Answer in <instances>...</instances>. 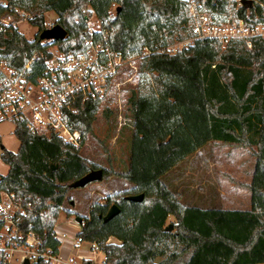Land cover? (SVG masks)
<instances>
[{
  "label": "trees",
  "instance_id": "1",
  "mask_svg": "<svg viewBox=\"0 0 264 264\" xmlns=\"http://www.w3.org/2000/svg\"><path fill=\"white\" fill-rule=\"evenodd\" d=\"M3 1L0 17L19 8L39 27L33 39L14 26L8 27L6 39L0 38V58L16 70L23 71L36 55L26 71L32 80L45 71L54 45L66 53L80 52L92 41L121 51L125 58L142 57L139 85L128 97L130 113L124 122L132 128L124 170L101 166L82 152L88 135L95 136L97 99L82 103L80 98L77 112L67 111L68 126L81 132L79 147L54 132L40 135L22 122L16 125L20 147L13 152L2 145L0 156L9 170L0 177V191H16L32 204L21 225L37 231L44 248L58 252L61 242L54 228L61 212L73 214L65 208V202L73 200L69 191L85 175L101 169L103 180L117 177L131 184L104 203H94L89 215L81 217L78 235L99 243L105 264H264V37H253L251 47L232 40L222 48L216 40L203 39L176 54L142 56L145 47L155 50L194 36L186 0ZM201 2L217 22L229 20L232 6L236 19L264 25V0L239 7L236 0ZM49 11L67 31L65 39L40 38ZM90 15L101 22L100 30L91 31ZM106 111L108 116L113 113ZM117 115L106 138L114 136ZM125 132L122 127L117 139ZM208 144L244 148L254 158L250 179L238 181L250 190L249 209L186 205L163 181L166 173ZM141 193L142 201L127 198ZM113 204L120 212L105 221ZM171 216L175 221L167 224ZM113 237L117 242L110 241Z\"/></svg>",
  "mask_w": 264,
  "mask_h": 264
},
{
  "label": "built area",
  "instance_id": "2",
  "mask_svg": "<svg viewBox=\"0 0 264 264\" xmlns=\"http://www.w3.org/2000/svg\"><path fill=\"white\" fill-rule=\"evenodd\" d=\"M186 1L193 19L194 36L168 46L156 47L155 50L145 47L144 56L153 52L176 54L196 40L203 39L216 40L222 48L232 40L245 41L251 47L253 37H264L263 24L252 25L245 18L220 23L203 10L201 0ZM236 1L242 6L241 0ZM0 3L5 4L4 1ZM31 19L32 15L19 9L1 16L0 38L6 39L9 26L16 27L20 22ZM44 26L51 28L54 23L44 21ZM56 51H51L52 57L46 60L45 71L36 80H32L26 72L36 60V55L31 57L23 71L12 68L6 60L0 58V122L11 120L15 125L22 122L29 131L40 135L54 132L66 142L79 147L82 142L81 132L71 130L66 119L67 111L77 109V100L70 103L69 100L74 99L78 93L83 94L82 103L97 99L99 94L104 96L108 79L117 73L119 67L126 63L131 65L133 59H125L121 51L107 48L106 51H99L98 57L88 65L79 67L78 62L86 59L84 54L65 53L58 48ZM101 53L105 54L104 60ZM100 60L105 62L104 69L96 74L93 68L102 64ZM78 76H81L84 83L77 82ZM96 77L101 78L99 86L94 85ZM31 211L32 204L25 202L16 191H0V264H26L27 260L29 264L41 261L44 264H90V261L95 260L96 250L102 251L97 241H86L79 235L74 239L73 252L67 259L61 256V245L58 252L44 248V241L38 232L21 225L23 218ZM54 233V237L62 244L56 226ZM73 253L84 263L78 262Z\"/></svg>",
  "mask_w": 264,
  "mask_h": 264
},
{
  "label": "rangeland",
  "instance_id": "3",
  "mask_svg": "<svg viewBox=\"0 0 264 264\" xmlns=\"http://www.w3.org/2000/svg\"><path fill=\"white\" fill-rule=\"evenodd\" d=\"M238 4L239 3L237 2L236 6H239ZM116 7L117 4H113L111 8V16L115 15ZM230 8L231 14L229 15V20L231 19L232 21L235 20V9H233L234 7L232 6ZM204 11L209 13L206 10ZM87 13L89 14V12ZM44 16V21L54 23V25H56L57 15L53 11L46 12ZM90 16L91 17L88 23L91 31L100 30L101 22L95 15ZM250 17L251 13L249 10L247 12V18ZM16 27H18L19 31L28 39H33L39 32V27L33 25L30 20H24L16 25ZM43 41L51 42L53 40L45 39ZM177 42L179 41H175L174 43ZM57 48L60 49L59 46L54 45L50 48V50L56 51ZM107 48L112 49L110 46L104 47L102 43H94L90 41V44H88L86 49L73 53H82L86 56V59L78 62L79 67H84L85 65H88L92 59L98 57L99 51H106ZM100 55L104 60L105 54L101 53ZM142 56H144V54H142ZM125 59H133L132 64L130 65L129 63H126L122 67H119L117 73L108 79L106 85L107 90L104 96H102L103 94H99L96 97L97 100L100 101V110L94 122L95 136L88 135L86 143L82 145V152L84 155L90 157L101 166L107 168L112 167L117 171L124 170L128 165L129 153L127 134L129 135V133H131L132 128L131 124L128 123L125 125L124 122H127L129 117L128 115L130 113L128 110V97L131 94V90L136 89L139 85L141 73L140 65L142 62V57L139 56ZM101 63V65H96L93 68L94 73L100 74L101 70L104 69L103 65L105 62L101 61ZM133 65L135 67H133ZM100 79V77L95 78V86L100 85ZM77 80V82L84 83L81 76H78ZM82 97L83 94L78 93L74 99L71 98L69 100V103L70 101L79 100ZM106 108L111 109L113 113L108 116ZM76 110L77 109H75V111ZM115 112L118 114L116 117V122L118 124L115 128L114 136L109 139L106 138V135L115 123V119L113 118ZM66 119L68 121V113L66 114ZM15 127V123L11 120L0 122V153L2 151V145L13 152L18 151L20 141L14 133ZM122 127L124 132L126 131V134H123V136L121 133L120 138L117 139L119 131ZM198 151L199 153H195L192 157H190L188 160L189 162L187 161L183 163V165H181L173 174L174 177L169 184L171 187L170 189L173 192L180 193L182 195V200L186 205H195L202 208L217 207L249 209L251 206L250 190L242 188L238 182L248 181L253 173L255 160L249 151L244 148L220 144H208ZM8 170L9 165L0 158V177L5 176L8 173ZM129 187H131L130 183L124 181L123 179L113 177L111 179L89 183L85 187H76L71 189L69 191V198L73 200L72 202L67 200L65 202V208L72 211L73 214L71 216L68 215L67 210L61 212L56 224V228L59 232L62 231L67 234V240H64V242L66 241L65 243L62 242L63 248H61V250L65 248V244H70L72 248L74 239L78 235V231L74 232L73 228H71V231L67 230L69 229L67 228L68 222H74L81 228V223L77 221V217L88 216L90 208L94 203L98 201L104 203L105 199L110 194L117 193ZM174 221V217L171 216L169 217L167 224ZM110 241L117 242L114 237L111 238ZM70 246L68 248L69 250ZM96 252L97 254L95 255L93 264H105V253L100 250H96ZM73 255H75L78 262L84 263V261L76 256V253H73Z\"/></svg>",
  "mask_w": 264,
  "mask_h": 264
},
{
  "label": "water",
  "instance_id": "4",
  "mask_svg": "<svg viewBox=\"0 0 264 264\" xmlns=\"http://www.w3.org/2000/svg\"><path fill=\"white\" fill-rule=\"evenodd\" d=\"M241 2L243 4H247L252 6L254 0H241ZM68 36L67 31L59 24H56L55 26H53L52 28L49 29H45L44 31H42V33L40 34V38L42 40H53V41H58V40H63ZM53 168H56L57 165H52ZM103 180V172L101 169H95L93 171H91L90 173H88L87 175H85L83 178H81L80 180H78L74 185L76 187H85L87 186L89 183L95 182V181H101ZM129 200L132 201H142L144 198V194H137V195H129L127 197ZM120 212V208L117 204H113L108 213L106 214V216L104 217V220L107 221L109 219H112L114 216H116L118 213ZM77 221L79 223H82V218L81 217H77ZM26 264H29V260L26 261Z\"/></svg>",
  "mask_w": 264,
  "mask_h": 264
},
{
  "label": "crops",
  "instance_id": "5",
  "mask_svg": "<svg viewBox=\"0 0 264 264\" xmlns=\"http://www.w3.org/2000/svg\"><path fill=\"white\" fill-rule=\"evenodd\" d=\"M200 150V149H199ZM196 153H199V151H197ZM194 155V154H193ZM193 155H191L190 157H192ZM189 157V158H190ZM189 158H187L186 160H184L180 165H178L176 168H174V169H172V170H170L168 173H166L164 176H163V181L165 182V184L169 187V188H171L170 186H169V184L171 183V180H172V178L174 177V173L179 169V167L181 166V165H183V163H185V162H187L188 160H189ZM189 162V161H188ZM250 179V178H249ZM248 179V180H249ZM176 180H178V179H176ZM221 192H222V190H221ZM112 193V192H111ZM222 200V199H221ZM67 225H68V227L67 228H69V229H67V230H70L71 231V228H73L74 229V232H77L78 231V233L81 231V228L78 226V225H76L74 222L73 223H71V222H68L67 223ZM59 232V231H58ZM73 232V233H74ZM60 234H61V238H62V240H63V242H64V240L66 239V236H67V234L65 233V232H62V231H60L59 232ZM62 234H65V237L64 236H62ZM70 234H72V233H70ZM68 235H69V232H68ZM74 235V234H73ZM67 240V239H66ZM66 242V241H65ZM64 242V243H65ZM69 246H70V244L69 245H66L65 244V248L63 249V250H61V248H63L62 247V244H61V248H60V253H61V256L63 257V258H65V259H67L71 254H72V252H73V248H71V246H70V250L68 249L69 248ZM90 262H92V264H93V261H90Z\"/></svg>",
  "mask_w": 264,
  "mask_h": 264
},
{
  "label": "bare ground",
  "instance_id": "6",
  "mask_svg": "<svg viewBox=\"0 0 264 264\" xmlns=\"http://www.w3.org/2000/svg\"><path fill=\"white\" fill-rule=\"evenodd\" d=\"M242 3V2H241ZM242 5H243V3H242ZM55 26V25H54ZM52 28V27H51ZM46 29H49V28H46ZM62 236H63V234H62ZM60 237H61V234H60Z\"/></svg>",
  "mask_w": 264,
  "mask_h": 264
}]
</instances>
